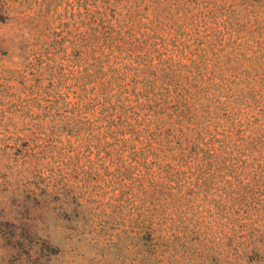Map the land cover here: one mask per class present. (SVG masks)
<instances>
[{
  "label": "rangeland",
  "instance_id": "obj_1",
  "mask_svg": "<svg viewBox=\"0 0 264 264\" xmlns=\"http://www.w3.org/2000/svg\"><path fill=\"white\" fill-rule=\"evenodd\" d=\"M245 143L264 0H0V264H264V174L189 178Z\"/></svg>",
  "mask_w": 264,
  "mask_h": 264
},
{
  "label": "trees",
  "instance_id": "obj_2",
  "mask_svg": "<svg viewBox=\"0 0 264 264\" xmlns=\"http://www.w3.org/2000/svg\"><path fill=\"white\" fill-rule=\"evenodd\" d=\"M230 148V149H225ZM255 147L252 143L220 145L217 149H207L203 154L194 158L190 165L189 178L195 176L196 180L207 172L223 173L229 177L243 179H258L264 174V154L254 157ZM253 200V199H252Z\"/></svg>",
  "mask_w": 264,
  "mask_h": 264
}]
</instances>
